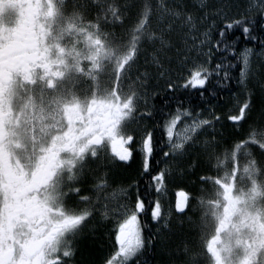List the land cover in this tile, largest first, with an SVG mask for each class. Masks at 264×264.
I'll return each mask as SVG.
<instances>
[{
  "label": "snow or ice",
  "instance_id": "obj_1",
  "mask_svg": "<svg viewBox=\"0 0 264 264\" xmlns=\"http://www.w3.org/2000/svg\"><path fill=\"white\" fill-rule=\"evenodd\" d=\"M12 2L0 4V264H71L84 225L97 213L115 217L103 264H142L151 243L145 221L163 218L159 196L167 169L153 165L158 146L168 149H159L164 158H182L208 129L204 163L216 175L200 180L213 191L198 198L202 215L193 226L199 239L182 242L175 259L264 264V182H258L264 176V76L256 85L258 111L256 92L248 87L253 56L264 60V0H197L199 7L160 0L155 12L150 0H95L90 7L75 5L88 9L87 22L76 11L67 13V0H31V16L20 27L5 18L3 8ZM108 24L120 26V37L103 30ZM21 33L28 36L24 48ZM172 34L182 45L174 68L158 55L173 46ZM152 66L166 77L167 111L161 109L163 123L149 127L138 121L153 113L138 115V102ZM237 67L243 91L226 99L224 82L234 79ZM106 68L111 83L99 96ZM137 157L140 181L119 189L122 202L100 194L106 174L95 177V201L76 186L109 159L130 166ZM241 176L250 178L247 191L237 188ZM190 210L189 193L178 189L175 211Z\"/></svg>",
  "mask_w": 264,
  "mask_h": 264
},
{
  "label": "trees",
  "instance_id": "obj_2",
  "mask_svg": "<svg viewBox=\"0 0 264 264\" xmlns=\"http://www.w3.org/2000/svg\"><path fill=\"white\" fill-rule=\"evenodd\" d=\"M120 3H123L124 0H119ZM130 3L139 4L142 0H129ZM150 2L154 6V12L158 11L157 4L160 3V0H150ZM166 4L169 7L174 6L179 3L180 0H165ZM183 2L191 5L192 3H197V0H183ZM207 3H212L213 0H206ZM78 5H86L91 6L89 4V0H78ZM197 7L199 4L197 3ZM85 9L87 15L89 17V11L87 8ZM96 13L93 10L91 12V17H95ZM170 19V17H166V20ZM155 26V19L153 21ZM131 20L126 21V25H130ZM162 26V25H161ZM108 30L111 33H114L116 37H120L121 28L117 25H105L103 30ZM203 31V29H201ZM110 38L113 37L110 35ZM172 41L171 47H167L163 52L158 53L161 62L165 65V67H175V61L177 59V48H180L182 45L180 41L177 39L175 34H172L170 37ZM249 47H255L252 44H249ZM206 50V49H205ZM169 59H171L172 63L169 64ZM235 63V61H233ZM140 73L145 71L144 65V57L140 58ZM253 69L255 75L249 78L248 87L253 88L256 92V100H257V111L259 110V89L257 85V80L264 76V60L255 58L253 60ZM149 76L147 80L144 81L145 87L140 88V94L142 93L145 99L147 100V108L148 112H152L153 116L151 119L145 122L144 125H150L156 123H163L164 114L161 109H164L163 100L166 98L167 87L165 84V78L161 77L155 66H152L148 69ZM137 73L135 70L132 73L133 76ZM234 79L231 81H226L225 87L230 89V93H224V97L226 99H230L231 96L241 95L243 88L241 85H238L235 77L239 75V67L232 73ZM105 74L101 77L100 81L104 80ZM130 83L132 81L130 80ZM141 94V95H142ZM167 111V109H164ZM207 115V114H206ZM256 115V113H254ZM219 129V125H217ZM198 138V143L190 147L185 154L184 157L176 158H164L162 151L159 149H163V151H168L163 145L158 146V152L153 161V165L157 170L170 168L172 172V176H166L165 179V189L168 190L167 194L170 198L169 203L174 202L175 193L178 189H183L185 192L189 193L190 196V204L191 209L187 211L185 215H175L174 222L171 223L169 228H166L167 223L165 220L160 219L158 222L152 221L148 218L145 221L144 227V236L149 239L151 243L147 246L144 254L139 258L142 264H183L182 261H177L175 258L180 255L177 248H182L183 243L186 239L191 236L198 237V228L193 226V221L196 223L199 221L196 218L197 215V207L199 206L198 198L203 196L205 199L208 198V193L213 191L212 186L210 184H202L200 180V176L209 174L206 172V165L204 161L206 160V155L202 150V145L205 139L210 138L212 130L208 129L205 132H202ZM229 134H231V130H229ZM217 139H220L217 136ZM223 151V148L220 149ZM243 159V158H242ZM195 162V167H189L191 163ZM107 166L101 168L97 171V173H88L87 179L82 185H76L77 187H81L84 191H82V195L91 196L93 201L96 199V192L93 190L94 184L97 183L96 175L105 176L107 180V187L100 191L101 195H107L111 202L115 204L117 201L122 202V194L119 192L120 188L127 189L129 185L133 184V181H140V165H139V157L130 165H117V163L109 159L107 160ZM93 168L96 165H92ZM211 175H216L215 170H213ZM242 177V176H241ZM246 179L247 177H243ZM241 182V181H240ZM141 187H143V182L141 181ZM135 191V188L132 189ZM115 193V195H113ZM166 195V196H167ZM161 203L163 205V201L166 199H162V194L159 196ZM85 205L81 204L80 207H84ZM115 226V217L109 216L106 219L102 218L99 213L93 216L91 220H89L83 228V232L79 239V243L76 247L75 251V264H102L103 259L106 253L109 251L112 241L114 240V236L110 239L109 233ZM74 259V260H75Z\"/></svg>",
  "mask_w": 264,
  "mask_h": 264
},
{
  "label": "flooded vegetation",
  "instance_id": "obj_3",
  "mask_svg": "<svg viewBox=\"0 0 264 264\" xmlns=\"http://www.w3.org/2000/svg\"><path fill=\"white\" fill-rule=\"evenodd\" d=\"M3 2H4V0H0V4H2ZM94 2H95V0H89L90 5H92ZM67 5H68V7H67V13L68 14H71L73 11H76L80 15L84 16L86 19V22H87V19L89 17H86L87 13H86L85 9L75 7V5H78V0H67ZM32 7L33 6L31 5V0H13V2L11 4H6L4 6L3 11L6 13V16H5L6 19L15 20L16 26L20 27L25 20L30 18L31 12H32ZM91 18H93V17H91ZM104 31L110 33L106 29ZM2 35H3V26H0V36H2ZM19 39H20V47L21 48L27 47L28 36L25 35L24 33H21L19 36ZM109 39H111L110 36H109ZM109 72H110V68H106L104 80L103 81L99 80V85H100L99 93H98L99 96H104L105 95V89L109 88V86H110L111 82L108 79V73ZM100 79H102V78H100ZM135 79H136V74L133 76V80H135ZM77 83H78V81H77ZM129 84H130V80L124 82V90L125 91H127V87ZM84 87L87 88V85H84ZM141 94H140V99L138 102V107H139L138 115L144 114V113L149 111V109L147 108V105H148L147 100L145 99L143 94L142 95ZM85 115H87V112H85ZM146 121H148V118H145L144 120H140V121H138V123L141 125H144ZM133 126L135 127V125H133ZM147 126L151 127V124L147 125ZM138 147L139 146L137 145V148ZM105 155L109 156V157L112 155L110 149L107 151V153H105ZM114 161L117 163V165H122L117 160H114ZM259 178L261 179V181L264 182V176H261ZM210 186H212V185L210 184ZM176 198H177V193L175 194L173 203H169V204L166 203V207L168 210L166 211L165 214H163V218H162V220H165V222L167 223L166 228H169L171 226V223L174 222L175 215H180L175 211ZM162 207H163V205H162ZM197 208L198 209H197L196 218L198 220H200V217L202 215V209L200 207H197ZM221 211H223V209H221ZM180 216H182V215H180ZM197 224H199V221L197 222ZM212 226H213V221L211 220V218H209L208 227L206 229L207 234H211ZM198 232L200 233V229L198 230ZM199 233H198L197 239H199ZM205 238H207V236ZM75 258L76 257L74 256V259ZM74 259L72 260L71 264H75L74 262H76V259L75 260Z\"/></svg>",
  "mask_w": 264,
  "mask_h": 264
},
{
  "label": "rangeland",
  "instance_id": "obj_4",
  "mask_svg": "<svg viewBox=\"0 0 264 264\" xmlns=\"http://www.w3.org/2000/svg\"><path fill=\"white\" fill-rule=\"evenodd\" d=\"M256 58V56H253V60ZM252 67H253V65H252ZM202 134V133H201ZM189 149V148H188ZM178 157H176V159H177ZM165 169H167V174H166V176H172V172H171V169L170 168H165ZM244 176H242L241 178H240V181L238 182V184H237V188L240 190V191H247V189H248V187L250 186V178L249 177H247L246 179H244L243 178ZM246 177V176H245ZM258 182H263V181H261V179L259 178L258 179ZM243 183V184H242ZM177 193V192H176ZM175 193V194H176ZM167 194H169L168 193V190L166 189L163 193H162V199L163 198H165L166 200L165 201H163V207H162V212H163V214H165L166 213V211L168 210L167 209V207H166V203H168L169 204V202H170V198H169V196L167 195ZM167 195V196H166Z\"/></svg>",
  "mask_w": 264,
  "mask_h": 264
}]
</instances>
